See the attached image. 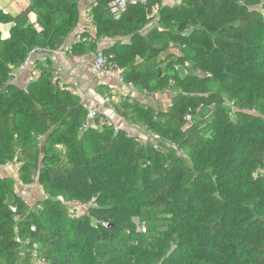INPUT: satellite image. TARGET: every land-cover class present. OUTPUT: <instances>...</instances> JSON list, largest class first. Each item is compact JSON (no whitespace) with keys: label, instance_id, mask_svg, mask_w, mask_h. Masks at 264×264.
Returning <instances> with one entry per match:
<instances>
[{"label":"trees","instance_id":"trees-1","mask_svg":"<svg viewBox=\"0 0 264 264\" xmlns=\"http://www.w3.org/2000/svg\"><path fill=\"white\" fill-rule=\"evenodd\" d=\"M163 1L119 17L111 0L87 5L96 36L115 41L103 53L124 85L170 94L165 109L128 97L115 106L153 135L143 144L105 126L81 132L86 109L49 63L4 87L32 50L61 48L78 0H30L14 19L0 10L13 24L0 38V166L19 165L16 180L0 174V264H31L34 244L48 264H264V0ZM32 185L44 197L30 204L17 187ZM70 202L89 207L75 216Z\"/></svg>","mask_w":264,"mask_h":264},{"label":"built area","instance_id":"built-area-1","mask_svg":"<svg viewBox=\"0 0 264 264\" xmlns=\"http://www.w3.org/2000/svg\"><path fill=\"white\" fill-rule=\"evenodd\" d=\"M89 0H78V9L80 13V19L75 27V29L72 31V34L70 35L68 42H66L60 49L53 50L48 47L44 48H35L32 50L26 60L12 69V71L9 74L8 80L5 83L4 87L10 86V85H16V86H22L24 87L28 83H30L33 80H36L41 75V69L42 67H46L48 64V61H50V58L53 56H62L67 55L72 52L73 48L77 45L91 42L94 45V51L91 52L87 58L90 60L87 61V58L85 57H79V61L81 62H90V65L92 67V70L94 73L102 78L111 80L116 82L119 85H124L123 78H122V72L121 69L117 66L116 63L109 61V59L104 55L103 50L106 47H109L114 43L113 39L105 37V36H96L93 32L95 28L92 26V24L89 22L90 20H87L83 18V13L85 10L87 11V5L85 4ZM138 2L144 3L145 0H111V3L109 5V12L114 17H119L120 14L125 11L126 7L129 4H136ZM3 14H6L5 11H2ZM50 79L53 83L57 84L58 87L61 89H64L65 91H69L72 94L77 95L74 91H71L69 87H66L60 80L59 75L54 72L50 71ZM126 86V85H124ZM129 90H133L131 86H126ZM111 102V99L109 97H104L102 100L103 105H109ZM84 105V104H83ZM86 109V117L85 121L81 127V132L88 130L91 127H95V125L98 126H105L110 127L115 133H118L120 130L124 131V134L126 137L133 139L136 143H146V142H152L153 138H151L150 131L147 129V127H140L133 124H126L124 122L117 123L109 118L101 117L99 114V111L97 109H89L87 106H85ZM250 112H254V110H250ZM189 121V118H187ZM42 137L35 136V141L41 142ZM157 151H163L162 148H160L158 145L155 146ZM16 169L18 170L19 165H15ZM5 168L0 166V172L3 171ZM67 207L69 208L70 214L75 216H80L82 214H85L88 205H83L79 202H70L67 203ZM14 211V210H13ZM140 233L144 234L146 233V227L145 225L140 226ZM16 244L20 246V255L23 257L25 256V251L22 250L23 247H25V243L20 240V238L15 239ZM38 245H33V251H30V260L31 264H48L47 261L40 257L38 254Z\"/></svg>","mask_w":264,"mask_h":264},{"label":"crops","instance_id":"crops-1","mask_svg":"<svg viewBox=\"0 0 264 264\" xmlns=\"http://www.w3.org/2000/svg\"><path fill=\"white\" fill-rule=\"evenodd\" d=\"M30 0H0V10L5 11L6 15L10 18H16L19 14L24 12L28 6ZM94 0H89L85 6L92 3ZM87 6V7H88ZM88 10V8H87ZM83 18L88 19V11L85 10L83 13ZM30 23H35V16L30 14L28 16ZM91 23V20L89 21ZM12 23L0 24V38L6 39L9 37V32L12 28ZM72 34V32H71ZM70 34V35H71ZM93 34H96V30H94ZM69 35V37H70ZM69 37L66 39L64 44L68 42ZM115 42V41H114ZM63 44V45H64ZM62 45V46H63ZM61 46V47H62ZM90 54V53H89ZM89 54L86 55H76L69 53L67 55H58L50 58L49 68L51 71L56 72L61 82L74 91L79 98L81 99L82 104L87 106L89 109H97L101 117L109 118L110 120L121 123L122 119L117 115L115 111V106L118 105L124 98H130L134 100H142L147 103H152V100L155 96L151 98H146L137 91L129 90L124 85H119L114 81L102 78L97 76L90 62H81L79 61V57L87 58ZM90 60L87 58V61ZM26 86V85H25ZM104 97H109L111 102L109 105H103L102 100ZM169 102L167 103L168 106ZM108 106V107H105ZM2 175H6L11 177L12 179H17V169L15 164L8 165L5 169L0 173ZM35 186H21L22 188H32L35 189ZM38 187V186H37ZM36 190V189H35ZM26 194L29 196L30 194L26 191ZM22 198L33 204L36 201L40 200L44 197L43 192L38 187L37 192L31 191L32 200H29L21 194Z\"/></svg>","mask_w":264,"mask_h":264},{"label":"rangeland","instance_id":"rangeland-1","mask_svg":"<svg viewBox=\"0 0 264 264\" xmlns=\"http://www.w3.org/2000/svg\"><path fill=\"white\" fill-rule=\"evenodd\" d=\"M163 2H164V4L166 3V4L173 5L175 3H178V0H164ZM169 100H170V94H169V92H162L161 94H159V95H157V96H155L153 98L152 103L154 104V106L156 108L165 109L167 107V103L169 102ZM105 107H108V106H105ZM150 135H152V134H149V136ZM151 138H153V140H154V137L153 136H151ZM154 143H155V145H158V142H154ZM159 147L164 150L166 148H171L172 146L169 145V144L163 143ZM17 189H18V192L23 195V197H25V198H27L29 200H32V197L30 196L31 195V191L34 190V192H37L38 187L35 186V189L36 190L35 189H32V188H30V189L29 188H22L20 186L17 187ZM26 191H28V193L30 194L29 196L26 194Z\"/></svg>","mask_w":264,"mask_h":264}]
</instances>
